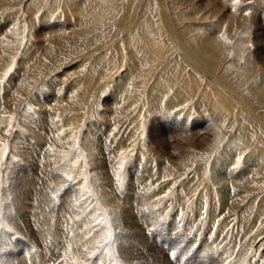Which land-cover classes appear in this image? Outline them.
<instances>
[{
  "label": "rangeland",
  "instance_id": "obj_1",
  "mask_svg": "<svg viewBox=\"0 0 264 264\" xmlns=\"http://www.w3.org/2000/svg\"><path fill=\"white\" fill-rule=\"evenodd\" d=\"M209 33L215 40L205 50ZM0 79V219L7 225L0 229V264H64L69 242L74 252L81 242L91 247L109 227L111 245L88 264L264 261V0H0ZM189 104L194 117L186 122L181 108ZM121 151L124 167L117 169ZM222 154L230 162L220 180L221 163L214 162ZM70 169L74 181L64 179ZM240 170L247 172L230 185ZM224 185L227 208L220 203ZM124 205L137 220L120 227L112 216ZM106 208L107 223H96ZM215 209L234 233L209 259L203 243L211 242V228L199 221ZM80 225L90 230L78 233ZM139 227L156 248L149 258L140 252ZM51 228L61 230L55 238ZM20 240L36 247L33 254L22 252Z\"/></svg>",
  "mask_w": 264,
  "mask_h": 264
},
{
  "label": "bare ground",
  "instance_id": "obj_2",
  "mask_svg": "<svg viewBox=\"0 0 264 264\" xmlns=\"http://www.w3.org/2000/svg\"><path fill=\"white\" fill-rule=\"evenodd\" d=\"M182 1V0H181ZM193 1V0H192ZM197 2V1H196ZM206 2H207V0H206ZM216 2V1H215ZM197 3H201V2H197ZM203 3V2H202ZM209 3V2H208ZM76 4V3H75ZM207 4V3H206ZM210 4V3H209ZM208 5V4H207ZM212 5V4H211ZM210 6V5H209ZM208 6V7H209ZM215 6V5H214ZM198 7H199V5H198ZM201 7V6H200ZM207 7V8H208ZM224 7V6H223ZM203 8H205V7H203ZM210 8H212V7H210ZM214 8V7H213ZM216 8V7H215ZM214 8V9H215ZM220 9V8H219ZM77 10V9H76ZM207 10V9H206ZM218 10V9H217ZM201 11V10H200ZM75 12H77V11H75ZM205 12V11H204ZM208 12V11H207ZM212 12H214L215 13V11H213V9H212ZM217 13H218V11H216ZM221 13L223 12V10L222 11H220ZM219 12V13H220ZM206 13V12H205ZM209 13V12H208ZM217 13H215V14H217ZM207 14V13H206ZM210 14V13H209ZM213 15V14H212ZM220 16L222 15V14H219ZM225 15V14H224ZM223 15V16H224ZM255 16V15H254ZM219 18V17H218ZM224 19V18H223ZM223 21V20H222ZM224 22V21H223ZM219 25V24H218ZM218 27L219 26H217V29H218ZM220 28V27H219ZM216 29V30H217ZM215 30V31H216ZM219 30V29H218ZM211 32V31H210ZM207 33V32H206ZM205 33V34H206ZM212 33V32H211ZM208 34V33H207ZM203 38H204V36H202ZM206 37H210L209 39H207L206 38V40L207 41H205V42H203V45H204V48H205V50H208V48H209V50H210V47L212 46V44H211V42H210V40H212V39H214L215 40V38H214V35H212V34H210L209 33V35H207ZM202 38V39H203ZM205 39V38H204ZM238 45V44H237ZM202 46V45H201ZM214 46V45H213ZM212 49V48H211ZM218 49V48H217ZM220 50H221V48H220ZM202 51V50H201ZM208 52V51H207ZM211 53L213 54V52H212V50H211ZM214 53H215V51H214ZM211 54V55H212ZM217 54V53H216ZM214 56V55H213ZM224 56V55H223ZM212 57V56H211ZM213 59H215V58H213ZM209 61V60H208ZM213 61V60H212ZM248 62V61H247ZM207 63V62H206ZM218 63V62H217ZM254 64H255V62H254ZM255 66V65H254ZM204 72V71H203ZM260 77V76H259ZM259 79V78H258ZM260 82V81H259ZM261 82H262V84H263V90H264V79H261ZM19 86V85H18ZM259 87H261L260 85H259ZM252 88V87H251ZM262 89V88H261ZM112 93V92H111ZM263 94H264V92H263ZM219 122V121H218ZM41 123V122H40ZM45 124V123H44ZM209 131H210V129H208ZM208 130H206V131H208ZM213 131V130H212ZM217 131V130H216ZM205 132V131H204ZM37 133H39V132H37ZM41 133V132H40ZM205 133H207V132H205ZM203 134L202 135V137H201V140H205L206 138H207V134ZM214 134V133H213ZM212 134V135H213ZM217 135V134H216ZM41 137V136H40ZM39 138V137H38ZM213 138V137H212ZM211 138V139H212ZM191 142H192V140H190ZM178 142H180V141H178ZM186 142V141H185ZM190 142V143H191ZM200 142V141H199ZM202 142V141H201ZM203 143V142H202ZM207 143V142H206ZM177 144V143H176ZM201 144V143H200ZM178 145V144H177ZM187 145V144H186ZM194 145H196V144H194ZM176 146V145H175ZM175 146H173V148H175ZM183 146V145H182ZM181 146V147H182ZM26 147V149H28L27 148V146H25ZM34 147V146H33ZM178 147H180V146H178ZM19 149H21V148H19ZM18 150V149H17ZM161 150V149H160ZM159 150V151H160ZM15 151V150H14ZM221 151V150H220ZM20 152H24V154L23 155H25L26 154V152H28L27 150L26 151H22V150H20L19 151V153ZM31 152V151H30ZM225 152V151H224ZM34 153V152H33ZM17 154V153H16ZM220 154V153H219ZM234 154V153H233ZM35 155V154H34ZM163 155V154H162ZM31 156H33V155H31ZM167 156H168V154H167ZM46 157V156H45ZM160 157H161V155H160ZM22 158V157H21ZM29 158H30V156H29ZM164 158V157H163ZM188 158V157H187ZM227 158H229L230 159V157L229 156H227L226 154L224 155V154H222L220 157H218V159H215V162H214V165L216 166L218 163H221V165H219V167L217 166L216 167V170H215V173L217 174V177H218V179H224V178H226L225 177V172L227 171V166L229 165V162H230V160L229 159H227ZM255 158V157H254ZM97 159H99V158H97ZM182 159H184V158H182ZM33 160V159H32ZM172 160H174V159H172ZM179 160V159H178ZM34 161V160H33ZM232 161V160H231ZM30 162V161H29ZM96 164V163H95ZM98 164V163H97ZM34 165V164H33ZM229 167V166H228ZM104 168V167H103ZM213 170V171H214ZM245 172H247V170L246 171H244V170H240V171H237L236 173H234V174H232V176H234L232 179H231V183H230V185H233L236 181H238V179L239 178H241L242 177V175L245 173ZM230 173V172H229ZM98 178V177H97ZM102 182V181H101ZM109 182V181H108ZM226 183H229V182H226ZM99 184V183H98ZM109 184V183H108ZM145 184V183H144ZM237 183H235V185H236ZM7 185V184H6ZM101 185H102V183H101ZM129 185H131L132 186V184H129ZM133 185H134V183H133ZM229 185V186H230ZM238 185V184H237ZM111 186V185H110ZM228 186V187H229ZM98 187V186H97ZM118 187V186H117ZM143 187H145L144 185H143ZM239 187V186H238ZM245 187V186H244ZM8 188V187H7ZM136 188V187H135ZM139 188V187H138ZM107 189V188H106ZM128 189H130V187L128 188ZM237 189V188H236ZM97 190H98V188H97ZM118 190V189H117ZM152 190V189H151ZM103 191V190H102ZM130 191V190H129ZM147 191V190H146ZM145 191V192H146ZM12 192V191H11ZM144 192V191H143ZM144 192V193H145ZM130 193V192H129ZM138 193V192H137ZM146 193H148V192H146ZM5 194V193H4ZM12 194V193H11ZM20 194V193H19ZM109 194V193H108ZM131 194H133V193H131ZM134 194H136V191H135V193ZM221 204H222V206L224 207V208H227L229 205H228V198H227V187L224 185L223 186V188H222V190H221ZM14 195H16V194H14ZM69 195H70V193H69ZM102 195V194H101ZM111 195V194H110ZM129 195V194H128ZM127 195V196H128ZM146 195V194H145ZM148 195H152V194H148ZM220 195V194H219ZM13 196V195H12ZM9 197H10V195H9ZM107 197H108V195H107ZM129 197V196H128ZM132 197V196H131ZM152 197V196H151ZM202 197V196H201ZM220 197V196H219ZM235 197V196H234ZM12 198V197H11ZM14 198V197H13ZM17 199L19 198V195L17 194V197H16ZM21 198H24V197H21ZM60 198V197H59ZM66 198V197H65ZM75 198V197H74ZM122 198H123V196H122ZM125 198V197H124ZM123 198V199H124ZM153 198V197H152ZM16 199V200H17ZM25 199V198H24ZM28 199V198H27ZM34 199V198H33ZM32 199V200H33ZM109 199V198H108ZM116 199V198H115ZM129 199H130V197H129ZM21 199H19L18 201H20ZM32 200H30V202L32 201ZM35 200H37V197H36V199H34V201L33 202H36ZM40 200V199H39ZM38 200V201H39ZM72 200V199H71ZM125 200H126V198H125ZM154 200V199H153ZM27 200H25V202H26ZM37 201V202H38ZM44 201V200H43ZM73 201V200H72ZM220 201V200H219ZM235 201V200H234ZM32 202V203H33ZM103 202H104V199H103ZM106 202V201H105ZM119 202H120V200H119ZM128 201H126L125 203H127ZM147 202V201H146ZM154 202V201H153ZM20 203H21V201H20ZM19 203V205L21 206L22 204H20ZM39 203V202H38ZM124 203V202H123ZM122 203V204H123ZM129 203H131V202H129ZM150 203V202H149ZM148 202L146 203L147 205H150ZM200 203V202H199ZM34 204V203H33ZM43 204V203H42ZM41 204V205H42ZM59 204V203H58ZM105 204H107V203H105ZM104 204V205H105ZM115 204V203H114ZM119 204V203H118ZM153 204V208H154V203H152ZM151 204V205H152ZM202 204V203H201ZM24 205V204H23ZM26 205V204H25ZM36 205V204H35ZM34 205V206H35ZM37 205H40V204H37ZM62 205H63V203H62ZM82 205V204H81ZM137 205V204H136ZM174 205V204H173ZM203 205V204H202ZM231 205V204H230ZM19 206V207H20ZM27 206H29V205H27ZM31 204H30V208H31ZM64 206H66V205H64ZM109 206V205H108ZM123 206V205H122ZM198 206H199V204H198ZM28 207V208H29ZM33 207V206H32ZM35 207H37V209H38V207L39 206H35ZM42 207V206H41ZM68 207H69V205H68ZM73 207V206H72ZM107 207V206H106ZM147 207V206H146ZM177 207V206H176ZM175 207V208H176ZM200 207H202L201 205H200ZM234 207V205H232V207H229V208H233ZM24 208H25V206H24ZM23 208V209H24ZM27 207H26V209H28ZM42 208H44V206L42 207ZM46 208V207H45ZM74 208V207H73ZM76 208V207H75ZM115 207H113V209H114ZM118 208V207H117ZM196 208H197V206H196ZM214 208V207H213ZM47 209V208H46ZM59 209V208H58ZM77 209H79V208H77ZM81 209V208H80ZM83 209V208H82ZM103 209V208H102ZM107 209L108 208H106L105 210L107 211ZM112 209V208H111ZM121 209H122V212H120V210H119V212H120V214L119 215H113L112 216V218H113V220L115 221V222H118V224H117V226L119 225L120 227H122V226H127V225H129L130 223H132L133 221H136L137 220V214H135V212L134 213H129L130 215H127L126 214V211H128L129 212V210H126L127 208H126V206L124 205V207H121ZM149 208H147V210H148ZM29 210V209H28ZM28 210H26V211H28ZM32 210V209H31ZM146 210V209H145ZM146 210V211H147ZM156 210V209H155ZM158 210V209H157ZM175 210V209H174ZM197 210V209H196ZM203 210H204V208H203ZM210 210H211V208H210ZM210 210H208L207 212H206V216L205 217H203L200 221H199V224H201V225H204V223L205 222H207L208 223V225H209V228H211L210 229V232H208V233H210V238H209V240H211V242L210 243H208L207 241V238H206V240H205V242L203 243L204 245H205V248H204V254H205V256H207L209 259H213V257H217V251H218V248H221L223 245H221V247H219V242H226L227 241V243H229V242H231V241H229L228 242V239L231 237V235L234 233V231H232V230H230V229H228V230H224V228H223V225H222V223L221 222H219L218 221V215H217V212H216V209H215V211H213L212 213L210 212ZM212 210H214V209H212ZM231 210V209H230ZM26 211H25V213H26ZM41 211H43V209L41 210ZM40 211V212H41ZM103 211V210H102ZM109 211H112V210H109ZM114 211H115V209H114ZM132 211V210H131ZM130 211V212H131ZM137 211V210H136ZM144 211V210H143ZM160 211V210H159ZM167 211V210H166ZM168 211H170V210H168ZM173 211V210H172ZM171 211V212H172ZM198 211V210H197ZM200 211H201V209H200ZM29 212V211H28ZM44 212H45V210H44ZM44 212H42V214H44ZM87 212V211H86ZM113 212V211H112ZM127 212V213H128ZM133 212V211H132ZM138 212V211H137ZM139 212H141L140 210H139ZM150 212V211H149ZM192 212H193V210H192ZM34 213H36V212H34ZM46 213V212H45ZM53 213H55V212H53ZM69 213V212H68ZM109 213V212H108ZM115 213V212H114ZM118 213V212H117ZM144 213V212H143ZM142 213V214H143ZM162 213H165V212H162ZM161 213V214H162ZM179 213V212H178ZM28 214H30V213H28ZM57 214V213H56ZM91 215H92V212L90 213ZM151 214V213H150ZM169 214H170V212H169ZM221 214V213H220ZM31 215H32V213H31ZM37 215H38V210H37ZM36 214L34 215L33 214V216H36V217H38ZM41 215V214H40ZM70 215V214H69ZM89 215V214H88ZM88 216V218L87 217H81V218H77V217H75L73 220L75 221V220H77V219H80V221L82 222V221H84L85 220V218H87V219H89V221H90V218L93 216ZM112 215V214H111ZM163 215H165V214H163ZM162 215V216H163ZM190 215H192V214H190ZM195 215V214H194ZM243 215V213L241 212V211H239L238 212V214H237V221H241L240 219H241V216ZM10 216V215H9ZM30 216V215H29ZM46 216H47V214H46ZM45 216V217H46ZM53 216V215H52ZM58 216H60V214L58 215ZM74 216V215H73ZM87 216V215H86ZM202 216V215H201ZM21 217H22V215H21ZM32 217V216H31ZM31 217H29L30 219H31ZM40 217V216H39ZM55 217H57V216H55ZM60 217H62V215L60 216ZM65 217V216H64ZM95 216H93L92 217V219L94 218ZM101 217V216H100ZM160 217V216H159ZM197 217V216H196ZM226 217V216H225ZM14 218V217H13ZM24 218V217H23ZM22 218V219H23ZM27 218V217H26ZM25 218V219H26ZM43 218H44V215H43ZM53 218H54V216H53ZM59 218V217H58ZM66 218V217H65ZM173 218V217H172ZM176 218V217H175ZM175 218H174V220H175ZM5 219H6V217H5ZM35 220H37L36 218H34ZM34 219H32V221L34 220ZM40 219V218H39ZM69 219V218H68ZM164 219H165V217H164ZM181 219V218H180ZM189 219V218H188ZM197 219V218H196ZM4 220V219H3ZM13 220H15V219H13ZM16 220H18V219H16ZM16 220H15V222H16ZM41 220V219H40ZM46 220V219H45ZM54 220V219H53ZM53 220H51L52 222H53ZM64 220V219H63ZM161 220H163V218L161 219ZM173 220V219H172ZM177 220V219H176ZM195 220V219H194ZM7 221V220H6ZM5 221V222H6ZM18 221H20V220H18ZM27 221V220H26ZM31 221V220H30ZM29 221V222H30ZM38 221L39 220H37V223H38ZM50 221V222H51ZM57 221V220H56ZM59 221V220H58ZM57 221V222H58ZM60 221L62 222V220L60 219ZM79 221V222H80ZM181 221V220H180ZM186 221H188V220H186ZM196 221V220H195ZM226 221V220H225ZM47 222V221H46ZM55 222V221H54ZM53 222V223H54ZM64 222V221H63ZM69 222H72V221H70L69 220ZM68 222V223H69ZM78 222V221H77ZM190 222V221H189ZM228 222V221H227ZM8 223V222H7ZM18 223V222H17ZM20 223V222H19ZM25 223V222H24ZM27 224H29L28 222H26ZM31 223V222H30ZM41 223H42V220H41ZM40 223V224H41ZM43 223H44V221H43ZM89 223V222H88ZM97 223V222H96ZM173 223V222H172ZM177 223V222H176ZM219 223V224H218ZM223 223H224V221H223ZM226 223V222H225ZM26 224V225H27ZM55 224V223H54ZM59 224V223H58ZM82 224V223H81ZM138 224V223H137ZM227 224V223H226ZM225 224V225H226ZM236 224H238V223H236ZM23 225V224H22ZM25 225V226H26ZM31 225V224H30ZM50 225H52V223H50ZM65 224H63V226H64ZM79 225V224H78ZM93 225V222L91 223V225L90 226H92ZM180 225V224H179ZM232 225V224H231ZM19 226H21V225H19ZM24 226V227H25ZM32 226V225H31ZM37 227L39 226L38 224L36 225ZM40 226H42V225H40ZM47 226V225H46ZM57 226V225H56ZM60 226V225H59ZM61 226H62V224H61ZM99 226V225H98ZM132 226V225H131ZM134 226V225H133ZM181 226V225H180ZM187 226V225H186ZM190 226V225H189ZM195 226V225H194ZM194 226H193V228H194ZM229 226V225H228ZM240 226V225H239ZM54 227H55V225H54ZM135 227V226H134ZM133 227V228H134ZM137 227V226H136ZM179 227V226H178ZM184 227H185V225H184ZM227 227V226H226ZM29 228V227H28ZM43 228V227H42ZM88 230H90V227H86ZM86 228H82V226L80 225V230L81 231H77L78 233H85V232H87V230H85ZM99 228V227H98ZM126 228V227H125ZM132 228V229H133ZM189 228V227H188ZM192 228V229H193ZM204 228V227H203ZM202 228V229H203ZM214 228V229H213ZM235 228H237L238 229V227L236 226ZM234 228V229H235ZM15 229V228H14ZM32 229V228H31ZM47 229V228H46ZM129 229V228H128ZM173 229V228H172ZM212 229H213V231H212ZM236 229V230H237ZM11 230H13V227H12V229ZM16 230V229H15ZM14 230V231H15ZM20 230H22L21 228H20ZM24 230V229H23ZM27 230V229H26ZM36 230V229H35ZM43 230V229H42ZM84 230V231H83ZM103 230V229H102ZM134 230L135 229H133V233H134ZM178 230H180V229H178ZM185 230V229H184ZM186 230H187V228H186ZM230 230V231H229ZM19 231V230H18ZM28 231V230H27ZM31 231V230H30ZM41 231V230H40ZM61 230H59V229H52L51 228V230H50V234H54L53 235V237L55 238V234H58L59 232H60ZM137 233V236L139 235L140 236V241H141V243L140 242H138V243H140V247H141V249H140V252H142V254L144 255L143 257H148L149 258V256L150 255H152L153 253L152 252H154V250L156 249V248H154V247H152L151 245H150V243H149V241L146 239V237L144 236V234H145V232L142 230V228L141 227H139V228H136V230H135ZM175 231V230H174ZM183 231V230H182ZM189 231V230H188ZM188 231H187V233H188ZM199 231H200V229H199ZM41 232H44V231H41ZM46 232H47V230H46ZM130 232H132L131 230H130ZM177 232V231H176ZM186 232V231H185ZM191 232H193V231H191ZM198 232V231H197ZM202 232V231H201ZM206 232V231H205ZM228 232V233H227ZM16 233V232H15ZM36 233V232H35ZM39 233V232H38ZM37 233V234H38ZM71 233V232H70ZM198 233H200V232H198ZM204 233V232H203ZM202 233V236L204 235ZM19 234V233H18ZM21 234V233H20ZM25 234V233H24ZM30 234V233H29ZM28 234V232H27V235H29ZM33 234V233H32ZM68 234V233H67ZM66 234V235H67ZM135 234V233H134ZM186 234V233H185ZM22 235V234H21ZM26 235V236H27ZM39 235V234H38ZM37 235V236H38ZM52 235H50V236H52ZM194 235V234H193ZM43 236V235H42ZM84 236V235H83ZM230 236V237H229ZM7 237V236H6ZM24 237V236H23ZM28 237V236H27ZM40 237V236H39ZM59 237H60V235H59ZM1 238V237H0ZM57 238H58V236H57ZM64 238H65V236H64ZM76 238V237H75ZM7 239V238H6ZM38 239V238H37ZM66 239H67V237H66ZM65 239V240H66ZM146 241H145V240ZM205 239V238H204ZM8 240V239H7ZM48 240V239H47ZM71 240V239H70ZM134 240V239H133ZM221 240V241H220ZM226 240V241H225ZM37 241H39V240H37ZM46 240H44V242H45ZM52 241V240H51ZM61 241V240H60ZM54 242V241H53ZM53 242H50L49 244H51V243H53ZM63 242V241H62ZM67 243H68V241H66ZM69 243H71V242H69ZM80 243V242H79ZM5 244V243H4ZM55 244V243H54ZM65 243H63V245H64ZM202 244V243H201ZM10 244H8V246H9ZM41 245V244H40ZM68 245V244H67ZM135 245V244H134ZM6 246V245H5ZM52 246V245H51ZM77 246V245H76ZM154 246V245H153ZM229 246V245H228ZM47 246L45 245V248H46ZM64 247H66V246H64ZM139 247V248H140ZM36 248V247H35ZM44 248V247H43ZM136 248V246L134 247V249ZM158 248V247H157ZM229 248V247H228ZM232 251H234L236 248H239L238 246H236V244L235 243H233V245H232ZM15 249V248H14ZM61 249H62V247H61ZM60 249V250H61ZM67 249V248H66ZM130 249V248H129ZM43 250V249H42ZM58 250V249H57ZM74 250V249H73ZM53 251V250H52ZM135 251H137V249L135 250ZM143 251H145V253H143ZM223 251H225V250H223ZM40 252V251H39ZM47 252H48V249H47ZM58 254H59V252L58 251H56ZM138 252V251H137ZM159 252V251H158ZM52 253V252H51ZM50 253V254H51ZM152 253V254H151ZM225 253V252H224ZM232 253V252H231ZM231 253H229V255L231 254ZM5 254V253H4ZM56 254V253H55ZM61 254V253H60ZM63 254V253H62ZM107 254V253H106ZM129 254H131V253H129ZM203 254V255H204ZM215 254V255H214ZM234 254H235V252H234ZM239 254H241V253H239ZM53 255V254H52ZM57 255V254H56ZM64 255V254H63ZM236 255V254H235ZM48 256V255H47ZM142 256V255H141ZM237 256V255H236ZM52 257H54V256H52ZM140 257V256H139ZM151 257V256H150ZM153 257V256H152ZM155 257V259L157 258V260H160L159 258H160V256H158L157 257V255L156 256H154ZM239 257V256H238ZM39 258H41V256L39 257ZM130 258V257H129ZM134 258V257H133ZM220 258L222 259V262H223V260H224V262L226 263L228 260H226V259H228V256L227 255H225V254H223V252H221L220 253ZM230 258V257H229ZM56 259V258H55ZM103 259V258H102ZM131 259V258H130ZM135 259V258H134ZM136 259H138V258H136ZM236 258L234 257L233 259H231V262L233 263V264H235V262H236V260H235ZM241 259V258H240ZM3 260V259H2ZM6 260V259H5ZM4 260V261H5ZM44 260H45V263L46 262H48V261H46V259L44 258ZM48 260H50V259H48ZM57 260V259H56ZM129 260V259H128ZM132 260V259H131ZM165 260L166 259H162V260H160V262L161 263H163V262H165ZM220 260V259H219ZM38 261V260H37ZM107 261V260H106ZM167 261H168V259H167ZM166 261V262H167ZM40 262V261H39ZM119 262V261H118ZM165 262V263H166ZM223 262V263H224ZM230 261H228L226 264H232ZM37 263V262H36ZM44 263V262H43ZM69 263H70V261H69ZM103 263V262H102ZM105 263V262H104ZM156 263V262H155ZM158 263V262H157ZM256 263V262H255ZM7 264V263H6ZM18 264V263H17ZM24 264V263H23ZM39 264V263H38ZM54 264V263H53ZM63 264V263H62ZM65 264V263H64ZM114 264V263H113ZM159 264V263H158ZM250 264V263H249ZM257 264H264V261H261V260H259V262L257 263Z\"/></svg>",
  "mask_w": 264,
  "mask_h": 264
},
{
  "label": "snow or ice",
  "instance_id": "obj_3",
  "mask_svg": "<svg viewBox=\"0 0 264 264\" xmlns=\"http://www.w3.org/2000/svg\"><path fill=\"white\" fill-rule=\"evenodd\" d=\"M233 11H235V8H233ZM247 15V13H245ZM15 63V57L13 58V64ZM13 69L10 67L7 72L4 73V76L7 77L9 73H11ZM4 80L0 79V85L4 84ZM11 128V124L8 126ZM59 138V137H57ZM75 139V137H73ZM5 142L0 141V144H3ZM5 149H0V158L3 156V152ZM51 151L55 152V149H51ZM77 151H79L77 149ZM62 156L67 157L69 153H61ZM125 156V153L121 151L120 157L121 159L117 163V169H123L124 167V160L123 157ZM240 157H237V160L239 161ZM79 163V159H77L75 162H73L72 168L74 169L76 165ZM71 169L69 171H66L63 173L64 179L66 181H74L76 177H74L73 174H71ZM83 175V173H81ZM115 179L117 182L121 180L120 172L117 171L115 173ZM166 179H169L166 177ZM83 181H84V186L85 190H88L87 184H88V177L83 176ZM63 187V185H62ZM89 194L91 195V192L89 191ZM169 193H165L164 196L167 197ZM53 199H55L56 192L52 193ZM108 221V216L106 210H104V215L102 220H98L97 223H107ZM7 228V225L3 222L2 219H0V229ZM84 240H88V236L85 235ZM112 242V231L111 228L109 227V230L106 234L100 237V239H96L95 243L91 245V247L86 244L81 242L79 245H77L75 252L73 251V245L69 243L67 245V249L64 253L63 259L65 261V264H68L70 261V264H88V260L91 259L92 257H95L99 252L101 251H107V248L111 245ZM2 246V245H0ZM83 250L82 253L80 250ZM94 249V250H93Z\"/></svg>",
  "mask_w": 264,
  "mask_h": 264
}]
</instances>
